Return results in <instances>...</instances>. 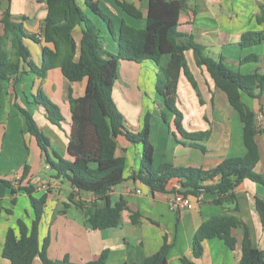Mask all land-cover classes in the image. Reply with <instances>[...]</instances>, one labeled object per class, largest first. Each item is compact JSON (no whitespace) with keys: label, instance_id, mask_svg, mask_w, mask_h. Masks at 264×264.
Returning <instances> with one entry per match:
<instances>
[{"label":"crops","instance_id":"1","mask_svg":"<svg viewBox=\"0 0 264 264\" xmlns=\"http://www.w3.org/2000/svg\"><path fill=\"white\" fill-rule=\"evenodd\" d=\"M98 3L102 12L112 19L113 31L116 36L125 21L128 25L144 29L152 0H93ZM163 1V0H162ZM168 1V0H165ZM119 2L135 6L142 13V18H135L126 13ZM83 11L100 28V39L105 50L119 54L120 48L112 35L108 24L95 14L86 3L78 0ZM264 0H187V7L180 15V31L193 35L204 46L205 52L213 57L224 58L229 68L244 75H252L257 69L264 72V42L251 47H242L243 36L247 32L264 31V23L257 21L262 14ZM18 20H23L29 34H39L42 31L47 16V0H9L6 10ZM6 10L0 0V18ZM82 26L75 29L74 36L78 45L82 39ZM26 45L31 51L32 62L41 66L42 44L28 40ZM252 55L259 58L258 62L244 60ZM188 67L196 80L199 93L193 88L188 77L182 73L178 85V107L184 115L183 126L190 133L210 131L207 140L196 141L205 147L200 148L184 145L188 142L178 134L175 116L165 107L164 98L153 86L158 102L146 103L145 93L151 90L150 79L155 85L157 66L147 61L140 64L121 61L120 78L123 66L128 73L137 74L142 82L144 103L140 115L141 123L134 132L142 130L147 113L151 114L150 141L154 146V166L169 163L176 167H194L210 170L217 167L227 158L243 157L247 150L244 145V125L239 114L229 105L226 95L218 90L205 67L197 64L192 51L186 52ZM135 67V68H133ZM140 80V81H141ZM139 81V83H140ZM123 82V81H122ZM148 84V86H146ZM37 85V86H36ZM85 80L70 84L61 69L48 71L44 78L31 73L24 66V73L10 80L0 79V160L4 156V142L11 127V118H15L14 135H20L6 152L8 160L16 158L20 164L0 171V178L12 181L15 187L32 185L37 198L47 195V203L41 220L39 238L42 243L46 237L50 239L48 258L54 264H85L98 260L103 253L107 257L102 264H145L148 257L160 250L165 242L169 244V264H240L242 258V242L244 229H234L233 236L237 239L235 249L228 247L224 241L216 238L204 242V253L196 258L193 255V241L198 227L206 220L222 214H232L231 209L211 204L215 196L205 193L202 203L186 212H174L169 201L175 187L180 186L177 179L170 180L165 192H156L133 175L141 165L143 147L141 144H131L124 136L116 138L117 155L126 158L125 180L112 188L110 192L112 203L124 200L126 211L121 214L120 224L116 228L92 230L85 222L84 212L76 205L77 202H89L94 199L92 194L80 193L71 201L69 195L72 187L63 177L47 163L46 153L38 142L27 131L26 120L19 107L31 112L42 132L49 138L48 154L56 160L54 152L67 158L68 144L72 127L71 109L69 103V88H73L75 97L85 92ZM148 88V89H147ZM39 90L57 104L62 112V119L50 121L48 111L40 104L34 109L31 97ZM122 85L117 81L114 93H120ZM243 101L256 113L257 119L262 115L261 129H264V95L261 99H253L243 95ZM215 111L216 117L211 119L209 112ZM165 112L168 114L165 116ZM12 116V117H11ZM258 122V121H257ZM126 126L128 123H125ZM130 130V129H129ZM9 133V137L11 136ZM8 137V138H9ZM261 159L256 167L257 173L264 176V135L257 136ZM13 160V159H12ZM23 162V163H21ZM25 164L31 166L28 177L19 184ZM209 181L206 184H214ZM181 188V186H180ZM240 212L238 217L245 223L249 237L255 248L264 250V225L256 208L257 197L264 199V186L246 179L236 190ZM17 203H12L11 189L3 186L0 190V264H11L3 257L7 233L10 228L19 233L18 220L22 219L31 229L35 219V211L28 193L20 191L15 196ZM12 210L13 214L7 211ZM137 214L136 222L132 215ZM188 260L189 263L183 260ZM33 264H42L37 257Z\"/></svg>","mask_w":264,"mask_h":264},{"label":"trees","instance_id":"2","mask_svg":"<svg viewBox=\"0 0 264 264\" xmlns=\"http://www.w3.org/2000/svg\"><path fill=\"white\" fill-rule=\"evenodd\" d=\"M47 16L39 34H29L23 20L16 19L10 10L0 18V79L10 80L24 73V66L31 73L44 78L52 69H61L70 84L85 80V92L75 97L73 88H69L72 127L68 144L67 158L54 152L56 160L48 154L49 138L42 132L32 113L19 107L25 117L28 133L36 139L39 147L47 155V163L59 177L65 178L72 187L69 199L73 201L80 193L92 194L94 199L77 202L84 212L86 225L92 230L116 228L120 224L121 214L128 210L126 202L112 203V188L125 180L126 158L117 155L116 138L124 136L131 144H141L143 153L141 165L133 178L139 180L156 192H165L170 180L177 179L180 193L196 198L201 193L215 196L211 204L229 207L232 214H222L204 221L197 229L193 241V255L199 258L204 253V242L220 239L231 249L236 248L237 239L234 229L243 228L242 258L240 264H264V250L255 248L250 240L245 223L238 217L240 212L237 188L246 180H252L264 186V176L256 171L260 162V148L257 136L264 135V129L258 124L256 113L243 101V95L261 99L264 95V72L259 69L252 75H244L230 70L224 58L213 57L193 35L180 31V15L187 7V0H152L144 29H137L123 21L119 34L113 31V21L100 9L98 3L86 0L87 6L99 15L109 26L120 51L115 55L102 46L100 28L83 11L78 0H47ZM119 6L129 15L142 18L135 6L119 2ZM257 21L264 23V6ZM82 26L80 45L74 32ZM28 40L42 44L41 66L32 62L31 51L26 45ZM264 42V31L247 32L240 45L251 47ZM192 51L197 64L205 67L215 87L226 95L229 105L239 114L244 125L243 138L247 153L243 157L227 158L217 167L203 170L194 167H176L169 163L154 166V146L150 141L151 114L147 113L142 130L129 131L123 116L117 110L114 90L120 77V63L153 62L157 66L156 90L164 98L165 107L175 116V128L184 139V145L205 147L196 141L207 140L210 131L190 133L183 126L184 115L178 107V85L184 73L193 88L199 93V87L186 60V52ZM258 62L252 55L244 60ZM48 111V119H62L60 107L41 90L34 97ZM165 119V115L163 116ZM31 166L25 164L19 184L30 174ZM218 181L207 185L209 181ZM5 186L11 189L12 203L20 191L28 193L35 211L31 229L18 220L19 233L10 228L3 250V257L11 264H33L37 257L42 264H54L48 258L50 239L41 243L39 230L47 203V195L34 196L32 185L15 187L12 181L0 178V190ZM256 208L264 225V199L257 197ZM13 214L12 210L7 211ZM137 214L132 215L136 222ZM170 245L165 242L158 252L148 257L145 264H169ZM107 257L103 253L96 261L85 264H102ZM189 263L188 260H183ZM131 264V263H123Z\"/></svg>","mask_w":264,"mask_h":264},{"label":"rangeland","instance_id":"3","mask_svg":"<svg viewBox=\"0 0 264 264\" xmlns=\"http://www.w3.org/2000/svg\"><path fill=\"white\" fill-rule=\"evenodd\" d=\"M228 67V66H227ZM128 68L127 66H123V69L121 71V76L123 77V79H121L119 77L118 82H120V84L122 85V90H120V93L115 92L114 93V99L116 101V105H117V110L120 112V114L123 116L125 123L127 124V129L129 131L134 132V129L137 128V126L140 125L141 123V119H140V115L143 112V108H144V103H141L142 97H143V92L140 91V89L142 88V80L141 78H139L140 76L137 74V69L135 67L134 73H128ZM229 68V67H228ZM230 70L235 71L234 68H229ZM141 80V81H140ZM157 80V78H156ZM156 80H155V85L152 84V79H150V83L149 85H152L151 90H147L145 93H147L146 96V103L150 102V104L153 106L154 102L153 100H155V102H158V98L156 95L155 90H153V86H156ZM123 81V82H122ZM140 81V83H139ZM37 86V85H36ZM146 86H148V84H146ZM148 89V88H147ZM142 90V89H141ZM157 91V90H156ZM158 93V91H157ZM48 97V96H47ZM49 98V97H48ZM30 102L32 103V105L27 106V109H34V107H36L37 105L35 104V98L32 96L30 99ZM31 113V112H30ZM152 116L154 115L153 112H151ZM168 114L165 112V116H167ZM12 117V116H11ZM209 117L211 119L214 120V118L216 117V112L212 111L209 112ZM261 119H262V115H260V117L258 118V124L261 123ZM152 120V118H151ZM11 127H10V131L9 133L12 132L13 130V126L15 124V118H11ZM8 133V135H9ZM6 136V140L4 142V156H2L1 160H0V171L5 169V168H9V167H13L16 166V164H20V161H17V158H20L18 155L16 158H10V161L8 160V155H6V152L8 151V149L10 147H13V143L16 142L18 140V138H20L18 134L14 135V131L12 132L11 136ZM9 137V138H8ZM13 159V160H12ZM23 163V162H21Z\"/></svg>","mask_w":264,"mask_h":264},{"label":"built area","instance_id":"4","mask_svg":"<svg viewBox=\"0 0 264 264\" xmlns=\"http://www.w3.org/2000/svg\"><path fill=\"white\" fill-rule=\"evenodd\" d=\"M180 186H176L174 193L169 201L170 209L174 212H186L192 210L196 203L203 202L204 194L201 193L196 198H192L190 196H186L183 193L179 192Z\"/></svg>","mask_w":264,"mask_h":264},{"label":"water","instance_id":"5","mask_svg":"<svg viewBox=\"0 0 264 264\" xmlns=\"http://www.w3.org/2000/svg\"><path fill=\"white\" fill-rule=\"evenodd\" d=\"M3 10H6L9 5V0H1Z\"/></svg>","mask_w":264,"mask_h":264}]
</instances>
